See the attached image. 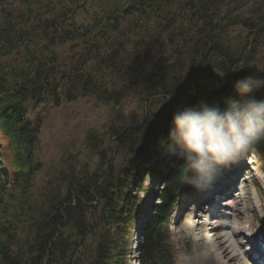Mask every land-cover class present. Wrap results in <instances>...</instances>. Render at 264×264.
Returning <instances> with one entry per match:
<instances>
[{"label": "trees", "instance_id": "obj_1", "mask_svg": "<svg viewBox=\"0 0 264 264\" xmlns=\"http://www.w3.org/2000/svg\"><path fill=\"white\" fill-rule=\"evenodd\" d=\"M258 68L264 0H0V264H130L150 177L164 186L141 264H179L172 219L194 187L162 156L172 118L222 115ZM84 101L105 127L46 160L49 115ZM253 153L264 165V136Z\"/></svg>", "mask_w": 264, "mask_h": 264}, {"label": "rangeland", "instance_id": "obj_2", "mask_svg": "<svg viewBox=\"0 0 264 264\" xmlns=\"http://www.w3.org/2000/svg\"><path fill=\"white\" fill-rule=\"evenodd\" d=\"M136 109L131 104L126 110L129 113ZM108 119V109L103 105H95L93 101L64 106L63 109L52 112L43 130V148L47 149H44L45 159L54 160L53 156L60 146H69L73 141L81 144L87 130L91 127L103 129ZM168 154V151H164L162 156ZM174 158L170 166L177 170L179 167L174 160L181 159L176 156ZM0 162L2 163L1 160ZM164 169L167 174L168 167ZM159 183V179L154 177L146 182L148 189L142 194L145 200L144 213L141 216L145 222L149 214H154L153 207L161 203L158 199L159 190L162 188L157 187ZM177 207L172 219L171 233L179 264H193L195 243L191 240V235L196 232L208 237L216 249V258L220 264H229L228 257L221 260L220 251L217 249L220 241H226L225 245L230 246L229 254L238 257V264H264L253 247L256 231L261 229L264 237V165L255 155L239 157L233 165L222 170L210 187L194 188L186 193ZM247 221L253 229L251 236L254 239L248 244L240 235V226ZM239 249L244 252L246 259Z\"/></svg>", "mask_w": 264, "mask_h": 264}, {"label": "clouds", "instance_id": "obj_3", "mask_svg": "<svg viewBox=\"0 0 264 264\" xmlns=\"http://www.w3.org/2000/svg\"><path fill=\"white\" fill-rule=\"evenodd\" d=\"M234 85L235 96L226 98L230 110L197 111L208 104L176 113L166 142L169 154L184 162L187 183L197 189L210 187L259 137L264 136V99L252 94L264 87V69ZM195 243L193 264H220L207 236L191 235ZM246 264V262H245Z\"/></svg>", "mask_w": 264, "mask_h": 264}, {"label": "bare ground", "instance_id": "obj_4", "mask_svg": "<svg viewBox=\"0 0 264 264\" xmlns=\"http://www.w3.org/2000/svg\"><path fill=\"white\" fill-rule=\"evenodd\" d=\"M162 187L163 188V184H161V183H159L158 184V186L157 187ZM161 188V189H162ZM161 189L159 190V193H160V191H161ZM158 199H159V197H158ZM257 206H259V204L257 203ZM153 211V210H152ZM244 214H246V212L244 211ZM141 218V214H140V216H139V218H138V220L137 221H139L141 224H142V226L143 225H145V221L144 220H139ZM248 223H249V221H247V222H245V223H243L241 226H240V230H241V232H240V235L241 236H243L244 238H246V237H248V235H250L251 234V229H249V227H247V225H248ZM136 227H137V224H136ZM137 231H138V233H136V235L138 236V240H136L135 239V235H133V242H132V247H135V256H138L139 254H140V240H139V233H140V229H136ZM243 238V239H244ZM217 240H220V238H217ZM224 242H226V241H220L218 244H219V246H218V251H220V256L222 257L221 258V260H223L225 257H228V260H229V264H238L237 262H238V257L236 256H232V255H230L229 254V252L231 251H229V247H227L226 245H225V243ZM248 242V241H247ZM243 243H245V242H243ZM238 246H239V244H238ZM240 251H241V249H239ZM241 253V255H243L244 254V252L243 251H241L240 252ZM244 259H246V255L244 254ZM133 262V261H132ZM132 264H139L138 263V261H137V258H134V262L132 263Z\"/></svg>", "mask_w": 264, "mask_h": 264}, {"label": "water", "instance_id": "obj_5", "mask_svg": "<svg viewBox=\"0 0 264 264\" xmlns=\"http://www.w3.org/2000/svg\"><path fill=\"white\" fill-rule=\"evenodd\" d=\"M259 30V29H258ZM239 32H247L249 35H251L252 33H256L257 32V30H255V31H252V32H249V31H246V29H244V28H239V29H233L232 31H231V33H230V35H233V34H236V33H239ZM253 39V38H252ZM251 47V46H250ZM142 224L139 222V221H137V227H136V229L137 228H139L140 229V235L139 236H142V230H144V226H141Z\"/></svg>", "mask_w": 264, "mask_h": 264}]
</instances>
